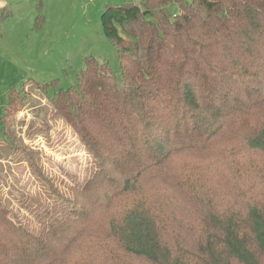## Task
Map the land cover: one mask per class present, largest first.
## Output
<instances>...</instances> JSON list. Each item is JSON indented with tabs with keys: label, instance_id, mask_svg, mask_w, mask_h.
Masks as SVG:
<instances>
[{
	"label": "trees",
	"instance_id": "16d2710c",
	"mask_svg": "<svg viewBox=\"0 0 264 264\" xmlns=\"http://www.w3.org/2000/svg\"><path fill=\"white\" fill-rule=\"evenodd\" d=\"M173 2L177 15L168 10ZM6 16L0 11V21ZM101 23L117 48L122 79L107 61L87 56L78 86L56 89L49 99L97 170L74 183L76 198L38 206L35 226L0 202V264H67L61 254L83 234L87 204L122 205L107 235L98 232L107 264H264V0L108 4ZM6 95L5 134L30 93L23 84ZM225 154L246 160L234 167L235 182L199 186ZM151 182L161 183L166 208L180 210L163 218L161 203L134 198ZM169 218L200 224L182 222L170 235L157 222ZM94 219L96 237L101 219Z\"/></svg>",
	"mask_w": 264,
	"mask_h": 264
},
{
	"label": "rangeland",
	"instance_id": "374dc122",
	"mask_svg": "<svg viewBox=\"0 0 264 264\" xmlns=\"http://www.w3.org/2000/svg\"><path fill=\"white\" fill-rule=\"evenodd\" d=\"M139 1L0 0V11L7 15L0 21V202L19 220L35 226L39 221L35 214L38 206L53 207L56 201L61 200V195L76 198L77 194L72 190L74 183H83L94 176L98 167L95 158L72 127L55 113L49 99L56 89L78 86L77 76L84 68L87 56L107 61L116 76L122 79L117 48L104 35L101 15L108 4ZM168 10L173 15L180 13L176 2L171 3ZM23 84L30 98L21 103V111L12 116L5 134L1 116L7 105L6 94ZM46 84H49L48 88H44ZM22 144L27 145V152L23 151ZM29 157L34 159L47 179L37 177ZM184 163V160H179L177 166L182 169ZM212 164L213 169L199 180V186L207 181L217 190V183L231 180L230 185L233 184L234 167L247 163L246 160L233 161L225 154ZM190 165L196 164L191 162ZM260 190H263V183L258 180ZM140 191L134 198L144 204H162L165 198L161 183H144ZM128 201L129 196L122 200ZM83 206L89 210L83 222L79 223L83 225L79 227L83 234L61 256L66 257L67 264H81V261L84 264H107L104 241L99 244L98 232L102 238L107 235L109 222L122 215V205H109L107 209H95L88 204ZM162 206L163 218L164 213L180 210L170 204L168 208L164 204ZM99 218L101 222L97 223V236L94 237L91 225L93 219L98 221ZM157 222L159 227L165 226L170 235L179 229L177 224L182 222L195 229L200 224V221H171V218Z\"/></svg>",
	"mask_w": 264,
	"mask_h": 264
}]
</instances>
